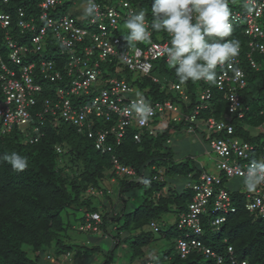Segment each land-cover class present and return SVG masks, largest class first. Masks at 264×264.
I'll use <instances>...</instances> for the list:
<instances>
[{
  "label": "trees",
  "instance_id": "obj_1",
  "mask_svg": "<svg viewBox=\"0 0 264 264\" xmlns=\"http://www.w3.org/2000/svg\"><path fill=\"white\" fill-rule=\"evenodd\" d=\"M72 1L74 2V0H65L64 5L53 9L52 13L67 10V6ZM95 1L101 8H104L106 4H112L114 0ZM241 1L244 3V0ZM37 2L38 0H8L7 3H3L0 0V14L8 15L11 21V26L8 28L3 29L0 25V66L4 65L9 71L14 72V78H18V74L8 67L9 64L14 65L10 59L11 49L5 43L4 38L8 37L9 43L31 47L24 36H28L30 39L32 32L21 31L17 24L28 20L27 16L38 10ZM130 3L133 7L149 11L153 0H130ZM228 4L229 7L240 11L241 6H238V0H228ZM19 8L24 11L22 15H20ZM72 19L74 26L79 27L84 24L86 28L89 16L85 15L83 18L76 19L72 17ZM19 36H23V39ZM228 38L240 41L241 68L248 81L247 87L241 93L243 109L247 110H245L242 119L238 120L233 117L232 135L252 146L246 162L264 163L262 160L264 159V132L257 130L258 127L264 126V55L258 52L252 53V59L256 63V69H254L245 60L246 40L240 34V29L234 28L232 36ZM121 39L122 43L128 44L124 38ZM85 43L87 44V42ZM47 44L48 54V51H53L54 42L48 39ZM55 51L58 52L61 62L53 55L47 57L45 54L43 57L45 59L54 58V69L65 72L66 56L60 48ZM29 57L30 59L35 58L36 64L39 63V55L29 49L24 54L23 64L30 63ZM62 62L64 67L60 69L63 65ZM103 64L106 71L109 69L112 72L113 70L112 75L129 84H136L140 90L144 91L149 102L167 100L174 104L182 102L175 92L163 89L160 83L152 82L150 77H144L139 72L129 70L117 59L103 62ZM118 68L121 71L119 75L114 73ZM159 70L161 71L162 68ZM0 72L4 74L1 69ZM30 76L32 79L36 78L35 74ZM36 82L42 85V80L37 78ZM62 82L70 83V79L65 75L62 77ZM174 82L181 83L177 80ZM185 90L188 101L185 105L180 106L182 114L191 110L198 103V100L194 99L192 90L189 88ZM211 94L212 98L208 107L202 110L199 115L203 116L204 120L213 117L218 121L227 112L228 103L224 100L222 92L211 88ZM83 97L85 96L83 95ZM34 98L38 104L31 112V116L42 110V97L37 95ZM72 106L73 109L78 110L81 104L77 106L72 104ZM165 114L166 112L155 114L152 120L153 128L156 131L154 135H148L146 129H141L139 143H135L132 139L134 133L138 131L131 128L125 130L119 144H116L113 135H108L107 143L111 145L112 153L121 163L131 166L137 176L142 178L132 181L121 180L115 191L119 209L113 213L112 195H110V191H105L101 186L102 173L110 168L109 155L101 154L94 149L92 140L88 138L86 125L89 124L91 132L96 134L105 131L108 126L113 125L114 121L110 119L106 122L103 119L90 117V120L84 123L86 125L82 127L81 131H78V127H72L74 133L69 136L71 141L66 142L63 136L66 132L63 127L58 124H55L58 125L55 127L53 124V119L61 120V118L58 115H45L42 128L44 135L39 137L36 143H28L26 133L23 134L16 129L0 136V157L16 152L28 159V167L23 171H14L10 164L0 160V264H51L42 259L44 254L47 253L46 255L49 257L51 255L58 257L74 250L97 253L98 247L89 248L84 244L65 243L67 238L62 234H67V231L63 228L61 214L69 209L82 211L84 214L85 212L98 211L100 222L97 225L96 233L105 229L107 223L114 225L117 234L112 237L108 234L105 235L111 240L109 241L110 246H108L110 248L108 252L111 255H108L107 260L102 264H114L112 254L115 253L116 248L123 244V239L132 240V249L136 247L138 250L137 255L132 254V257L142 258L140 264H156L149 258L146 247L152 244L155 250H160L161 246L166 247V243V257H164L167 258L165 260L169 264H213L212 260H206L196 251L181 259L177 250V242L188 237L189 239L196 238L190 228H179L181 218L188 213V206L195 194L189 189L190 187H187L188 184L191 187L200 185L203 182L201 175L204 173L217 176L218 174L206 172L195 164L196 162L190 156H186L184 160L176 161L171 137L181 133V130L189 123L185 120L173 121L170 118L162 124L160 118L168 116ZM47 125H51V127L44 129ZM158 126L161 128L158 129ZM250 129L256 131V134L252 135ZM212 136L217 137L218 134ZM56 147L60 148L59 153L56 152ZM152 167L156 171H153ZM154 176L156 179H153ZM174 176L184 177L188 180L189 183L183 190L184 193L173 188L174 190L168 196H162L161 190L169 184L170 178ZM220 177H223V173ZM241 179L245 180V178ZM222 180L221 187L229 192L235 212L227 214L220 227L216 229L220 234L217 244H207L203 239L206 238L205 231L211 227L208 215H206L210 208H213L214 196L211 197L209 203L202 207L197 219L203 229L201 241L203 245L209 246L219 254H224L226 249L231 247L238 260H246L247 264H264V224L260 218L254 220L245 210L248 192L238 193L229 190L225 185V181L228 179L223 178ZM93 188L103 190L104 200L98 199V196L86 194ZM214 191L216 193L217 189ZM93 199H97L99 204L88 209ZM172 208H175L177 216L174 223H169V220L165 221L164 218ZM83 217L82 214L79 218L82 225L85 224ZM150 221L158 225L156 232L147 229L146 226ZM120 222H122L121 225ZM80 232L91 234L84 228ZM123 233H128L129 236L125 234V238L121 237L120 234ZM198 238L200 237L198 236ZM28 250L33 255L32 258L28 257ZM129 264L135 263L131 260Z\"/></svg>",
  "mask_w": 264,
  "mask_h": 264
},
{
  "label": "built area",
  "instance_id": "obj_2",
  "mask_svg": "<svg viewBox=\"0 0 264 264\" xmlns=\"http://www.w3.org/2000/svg\"><path fill=\"white\" fill-rule=\"evenodd\" d=\"M41 1L43 7H52L62 4L65 0ZM123 6L127 7L124 16L118 14L113 7L101 8L98 5L97 13L90 18L89 24L96 26V31L100 32V34L90 32L89 29L84 27L74 26V21L71 18L62 19L57 26H52L48 20V26H52L55 37L68 54L67 74L74 79L71 82L69 92L56 90L54 99L47 98L43 100L41 105L42 110L34 113L36 125L30 134L36 136L30 141L36 142L38 137L42 135L39 134V127L44 124L45 115H58L64 122L78 127V131H81L82 127L86 125L84 123L90 120V117L92 119H103L106 122L111 119L114 121L113 125L108 126L105 131H100L96 134L91 132V127L87 124L88 138L92 140L96 151L109 155L110 169L115 175L131 179L136 177L135 170L131 166L121 163L112 153L111 145L107 143L108 135H113L116 144H119L125 130L131 128L138 131L134 133L132 139L135 143H139L141 141V129H146L148 135H154L152 120L155 114L163 112H174L175 115L172 117V120H185L192 126L190 132L196 134V130L199 127L197 124L198 115L208 107L212 94L211 88L204 87L203 91L198 95V103L193 106L189 113L184 114L179 112L178 108L171 101L149 102L145 98L149 103L151 111L147 116H141L131 109V104L137 99V96L134 95V89L127 81L111 75L102 81L105 88L98 89L97 87L100 83L98 77L101 73L99 70L100 61L117 59L129 70L140 72L143 75L149 74L153 69V62L156 60L160 59L165 64H169L166 54V49L170 42L169 37L160 42L152 41L149 37L150 42L143 48L139 47V42H135V47H132L122 43L117 37L106 38L104 21H108L115 27L114 23L118 17L126 20L131 13L135 12L129 8L126 2L123 3ZM255 6L258 14L257 12L249 13L246 9L243 11L233 10L230 17L233 29H240V34L246 40L245 60L254 69H256V63L252 59V53L258 52L264 55V0H255ZM146 22L149 25L151 24L147 20ZM9 24V16L0 14V25L6 28ZM19 24L22 25V23ZM30 29L34 28L30 26ZM149 31L151 33L152 29L149 28ZM44 32V29H40L37 37L39 38L44 35ZM86 37L89 38L88 42L85 40ZM6 40L9 41V38L6 37ZM8 46L11 49L10 59L12 63L20 66V72L18 78H14V72L9 71L4 65L0 66L2 72L4 71V74L0 72V122L3 124L4 131L29 124L31 119L30 111L37 103L34 95L40 92V87L33 82L32 76H30L34 70L33 64L22 66L20 61L21 50L13 43H8ZM240 53L234 63L243 72L241 77H234V74L228 69L227 63L223 66L218 65L216 68L217 82L212 83V88L223 93V98L228 103L227 112L218 121L213 117L205 119L204 128L209 138L208 146L211 152L219 158L216 170L223 173V177L204 173L201 175L203 182L200 185L191 187L188 184L187 187H190L189 189L195 194L188 206V213L181 218L179 228H190L196 238L189 239L188 237L178 240L177 250L181 258L186 257L190 250L202 252L205 258L215 257L212 250L205 247L198 238V236L201 237L203 235V229L197 220L198 215L202 211V207L206 203H209V199L213 196V208H210L209 213L206 214L209 218V226L218 228L225 220L227 214L234 213L235 208L231 201V196L225 188L221 187L222 179L245 178L249 167L253 163L245 161L248 157V152L252 150V146L232 135L234 129L232 123L233 117L240 120L243 118L245 110H247L243 109L241 102V93L247 87L248 81L245 72L241 68ZM160 65L162 66V64ZM46 70L48 68L42 63L40 73L48 78ZM49 78L54 81V78L58 79L59 77L55 74ZM200 82L204 84L210 83L204 80H200ZM170 89L177 94L184 105L187 103L188 95L181 85L178 83L172 84ZM90 93L94 94L90 105L84 103L81 104L78 110L72 108L71 97L79 96L80 94L87 97L90 96ZM257 130L264 132V126L258 127ZM213 134H218V136L214 137L212 136ZM151 169L156 171L154 167ZM153 179H156V176ZM214 189H217L216 193ZM90 192L92 193L93 190H90ZM245 210L249 214L259 216L264 220V181L257 183V187L246 194ZM86 221H93L95 224H87L84 229L91 228L92 230H96L99 215L96 213L89 214ZM150 228L155 232L157 231V226L152 222H150ZM228 251H231L230 247H228ZM215 264L225 263L222 257L216 256ZM230 264L235 263L230 261ZM239 264H246V262Z\"/></svg>",
  "mask_w": 264,
  "mask_h": 264
},
{
  "label": "clouds",
  "instance_id": "obj_3",
  "mask_svg": "<svg viewBox=\"0 0 264 264\" xmlns=\"http://www.w3.org/2000/svg\"><path fill=\"white\" fill-rule=\"evenodd\" d=\"M1 1L3 3L8 2V0H1ZM83 2H85L84 13L86 16H89V19L87 20L86 23L87 25L86 28L89 29L90 32H97V34H100V32L96 31L97 28L96 26H91L89 24L90 18L92 16H95L97 13L98 5L95 3V0H85ZM124 2H126L129 8L133 9L135 12L131 13L126 20L124 18L122 19L118 17L114 23L115 27H113L111 23H109L108 21H104L103 24L106 26L105 33L107 34L106 38L117 37L121 41H122L121 38H124L128 42L129 46L135 47V42H146L149 40V37L150 39H152L153 31L166 33L167 39L169 37V41H170L166 49L168 62L175 69V74L178 77V79L181 81V83H184L189 80L191 81L204 80L206 82L216 83L217 82L216 68L218 65L223 66L226 63L228 69L234 74V77L238 78L243 75L241 69L234 63L235 59L239 56L240 53V41L234 38L227 39L228 37L232 36V32H233V26L230 22V17L232 15V12L231 9L229 8L228 0H153L152 6L149 7V11H144L139 7H133L132 4L130 3V0H114L112 1V4H106L104 8L113 7L118 14L124 16V13L126 12L127 9V7L123 6ZM41 3L42 1L38 0L37 2L38 10L36 12L30 13V15L27 16L28 20H23L19 22L22 23L23 26L20 25L19 23L17 24V26L20 27L21 31L32 32V36L29 39V45L32 46V48L31 47L29 48L26 45L25 46L16 45V43L14 45L21 50L20 61L22 66L25 65L23 64L24 54L29 49H31L32 52L39 55L38 64H36L35 62L29 63V64H33L34 66V70L32 74H35L36 78L33 79V82L35 83V80H37V78H40L42 81L54 85V90L52 94L48 96L43 91L41 85L38 84L37 82L35 83L40 87V92L38 94H35L34 96L38 95L42 97V101H43L44 99L47 98L51 100L54 99L56 90L69 92L71 89V82L74 78L68 76L67 74L68 54L65 51V49H62L63 46L60 44L59 40L55 37V33L52 30V26L54 25L57 26L62 19L64 18L72 19V17L67 15L59 16L58 15L59 11L58 12L55 11L54 13H52L53 9H57V7H62L64 5V2L60 5H55L52 7L49 6L43 7ZM244 7L246 11L249 13L257 12L255 6V0H244ZM19 11L20 13L24 12L22 8H19ZM48 20L52 24L51 27L48 26L47 24ZM146 20L151 22V24L150 25L147 24ZM10 26H11V21L9 26H7L6 28ZM30 26H32L34 29H30ZM79 27L83 28L84 24ZM1 28L3 27L1 26ZM123 28L125 29L124 31H122ZM149 28L152 29L151 33L149 31ZM40 29H44L45 32L44 35L38 38L37 36L39 34ZM48 39H51L54 42L52 49L55 53H56L55 50L60 48L61 52L65 54L66 64H65V72L63 73L70 79V83L64 84V82H62L63 74L62 72L56 71L54 69L55 66L54 64L55 62L53 61L54 58L45 59L43 57V55L47 54V50H49L47 44ZM88 39L89 38L87 37L85 38L87 42ZM4 40L8 46L9 41L6 40V37L4 38ZM37 47H39V49H37ZM137 51H139V49H137ZM56 54L58 55V52ZM52 55H53L52 52L48 51L47 57ZM112 60L113 59L111 60L106 59L104 61H100V63L107 61L109 62ZM42 63H44L48 68V70H46L47 76L50 77L57 74L59 78L58 79L54 78V81H52L49 77L48 78L44 77L43 74L40 73V70L42 68ZM48 63H50L51 67L50 65H48ZM100 63H99V70H100ZM13 65L17 66L20 69L19 65H16L14 63ZM158 66L159 68H162L160 64L157 65L155 62H153V69L149 72V74L143 75L140 72L139 73L144 77H150L152 79V82L154 83H160L163 89H169L170 91H173L170 89V86L178 82H174L172 80H166L165 78L158 79L154 75L156 70H159ZM111 75L105 76L102 73H100L99 75L100 83L98 84V86L102 84V81L104 79H106ZM178 84L181 85L180 83ZM60 85H63V87H61ZM129 85L133 87L134 95L137 96V99L133 101L131 104V109L134 110L136 113L140 114L141 116H147L150 113L151 109L149 103L145 100V98L146 99L148 98L145 96L144 91L140 90L139 87L134 83ZM73 97H77V96H73ZM70 100L72 102V97L70 98ZM37 104L38 103H36V105ZM175 106L178 108L180 112L181 107L179 106V104H175ZM34 108L30 112L34 111ZM191 110H189L186 113H189ZM166 114L169 115V119L170 118L172 119V117L175 115L174 112L171 113L166 112ZM35 125H36L35 115L31 116L29 124L17 128L13 127L9 131H4L3 124L0 122V136L6 135L7 133H10L13 129H16L23 134L26 133V139L28 143L30 144L36 143L38 139L36 142L30 141L33 140L36 136L30 134L32 132L33 127H35ZM43 126L44 124H42L39 127L40 128L39 134L42 135H44V131L42 130ZM197 130H196V134L192 132L191 134L197 135L198 134ZM60 151H61L60 148L56 147V152L59 153ZM0 160L10 164L14 171H23L28 167L27 157L22 156L16 152H12L11 154H4L2 157H0ZM139 177L137 176L136 173L135 178L128 179L123 177V179H126L127 181H132L133 179L141 180L142 178ZM261 181H264V163L253 162L247 171L245 177V183L249 190H253L256 184ZM92 190L103 195L102 189L99 190L93 188ZM88 192L91 193L90 191ZM92 213H96L99 215V221L96 223V230H97V225L100 222V213L98 211H93V212L90 211V212H85L83 217L85 224L84 225L79 224V228H78L79 232L87 224L89 225L95 224V222L93 221H89V222L86 221L87 215ZM251 216L253 217L254 220L260 218L259 216H254V215ZM260 219L264 224V220L262 218ZM150 222L146 227L147 229H149V231L154 232L150 228ZM156 226L158 227V225ZM85 230H88L93 234L96 233V230H92L91 228H87ZM199 239L201 240V237ZM205 247L210 248L209 246H205ZM210 249L215 254V257L216 256L222 257L225 264H230V261H233L235 264L246 262V260H238L237 257L234 255L232 248L230 252L228 251L227 248L224 254H219L215 252L212 248ZM195 251L205 258L202 252L198 250H190L186 257H188V255L191 252H195ZM46 254H44L42 257L44 261L49 262L51 264L56 263L54 256L51 255L49 257ZM215 257H209L205 259L212 260L213 264H215Z\"/></svg>",
  "mask_w": 264,
  "mask_h": 264
},
{
  "label": "rangeland",
  "instance_id": "obj_4",
  "mask_svg": "<svg viewBox=\"0 0 264 264\" xmlns=\"http://www.w3.org/2000/svg\"><path fill=\"white\" fill-rule=\"evenodd\" d=\"M74 3V4H73ZM238 6H241L239 8L240 11H243L245 9L244 7V3L241 0H238ZM84 7H85V2H83L82 0H74V2L72 1L71 4H69L67 6V10H62L59 11L58 15L62 16V15H67V16H71L76 18H83L85 16L84 13ZM231 9V11L235 10V8L229 7ZM125 29L123 28L122 31H124ZM121 31V32H122ZM127 32V31H126ZM25 40L27 43H29V37L28 36H24ZM19 38L23 39V36H19ZM167 39V35L164 32H156L153 31V38L151 40H155L157 42L163 41ZM150 41H146V42H140V46L141 48H143L144 46H146V44H148ZM32 48V46H31ZM50 52H52L53 56L58 58V61H62L60 60L59 55H57L54 51L50 50ZM29 62H34L35 58L30 59L29 57ZM155 63L157 65L162 64V70H156V72L154 73V75L158 78V79H162L165 78L166 80L172 79L173 81H179L181 82L178 77H176L175 74V69L170 65V64H165L162 60H156ZM63 64V62H62ZM104 64L103 62L100 63V71L103 75L108 76L109 74H112L111 71H109V69L106 71L104 69ZM10 69H13L17 74H19L20 69L17 66H12L9 64L8 66ZM64 67V64L62 65V67H60V69H62ZM120 68L116 69L114 71L115 74L119 75L120 73ZM63 76L65 77V74L62 72ZM107 74V75H106ZM100 79V77H99ZM38 80L41 81L40 78H38ZM67 84V83H66ZM181 86L186 89L189 88L190 90H192L193 95H194V99L198 100V95L200 94V92L202 91L203 87H208V88H212L213 84L212 82H210L209 84H204L200 81H186L184 83H180ZM61 87H63V85H60ZM165 86V85H164ZM43 91L46 93V95L50 96L54 90V85L46 83L44 81H42V85H41ZM99 89H102L103 86L100 85L98 87ZM191 92V93H192ZM94 95V94H93ZM92 93H90V96L87 97H83V95L81 94L79 97L73 98L72 99V104L74 106L83 104L85 101L86 105H90L92 102ZM79 98V100H77ZM190 105V103H188ZM184 105L182 102L179 103V106ZM168 115V114H165ZM162 124H164L166 122V119H169V115L167 117H163L160 118ZM53 124L54 126H58L61 125L63 127V130L66 132L65 134H63L64 136V141L68 142L70 140V134L74 133L73 129H72V125L69 123L64 122L63 120L60 119H53ZM58 124V125H55ZM197 124H198V134L194 135L191 134L190 129H191V125L188 124L187 126H185L182 130L181 133L172 135V147L174 149V152L176 153L175 159L176 161L179 160H184L186 156H190L197 164L200 168H203L206 172L208 173H215L218 174V176H221L222 173H220L219 171H216V165L219 163V158L213 154L208 146V142H209V138L207 137L206 133H205V128H204V118L203 116L200 117V115H198V120H197ZM52 126V127H54ZM51 127V125H47L44 129ZM158 129L161 128V126L157 127ZM155 128H154V133H155ZM250 132L252 135L256 134V131L250 129ZM71 141V140H70ZM62 146H64V143H62ZM234 160V158H233ZM264 161V159H262ZM123 179V177L121 176H117L115 174H113V171L110 169L105 170L102 173L101 176V186L104 188V190H109L110 191V195H112V203L114 204V206L112 207V213L118 211L119 209V203L118 201L115 199L116 195H115V191L116 189L119 187L121 180ZM188 180L184 177H176L174 176L173 178H170V182L167 186H165L162 190H161V195L162 196H168L169 193L174 190L175 188L177 189V191H181L184 193V189H186V186L189 182H187ZM225 185L229 190H234L237 191L238 193H246V192H250V190L248 189L245 180L242 179H233V180H227L225 181ZM243 187V188H242ZM257 187V184L255 186V188ZM174 188V189H173ZM254 188V189H255ZM180 192V193H181ZM86 194H89L91 196H99L98 199H103L104 200V196L101 195L100 193L93 191V193H89L86 192ZM100 194V195H99ZM102 196V197H101ZM107 201L105 200V203ZM98 200L97 199H93L90 203V205L88 206V209H91L90 207L93 206H98ZM67 210V209H66ZM82 214L84 215V213H82V211H76L73 209H69L66 212L64 211L61 214L62 217V222L64 223L63 228L67 231V234H62L63 236H65L66 241L65 243H70V244H78V245H86L89 248L92 247H98L99 250L97 253H92V252H84V250H74L72 252L66 253L63 256H58L54 258L56 260V263L53 264H102L104 261L107 260V256L111 255L108 251H109V247L110 246V239L105 238L104 236L106 234H108L109 236H115L117 234V232L114 230V225H110L109 223H107L106 228L102 229L99 233H91V234H86V233H81L78 231L79 228V218L82 216ZM176 210L175 208H172V210H170V213L166 215V217L164 218V220H169V223H174L175 219H176ZM122 222H120L121 225ZM217 228L215 227H208V229L205 231V235L206 238H204L203 240H205L207 242V244L209 245H215L217 244V242L219 241V237L220 234L217 232L216 230ZM126 236L129 234L125 233ZM124 233L120 236L123 237L125 235ZM124 236V238L126 237ZM124 240V244L119 246L118 248H116L115 253L112 254V261L114 264H129V262L131 260L134 261V263L136 264H140L142 263V258H133L134 256L137 255V249L136 247L134 249H132V244L131 241L128 239H123ZM134 244V242H133ZM164 245V244H163ZM164 246L160 247V250H155V247L152 246V244H150L148 247H146L145 249L148 251L149 253V258L151 260H153L154 262H156V264H169L168 261H166L165 258L166 257V249H167V243ZM76 249V248H74ZM157 249V248H156ZM26 250V248H25ZM28 257L32 258V254L29 252L28 250ZM84 253V254H82ZM132 254L134 255L132 257ZM152 254V255H150ZM165 256V257H164ZM48 263V262H47Z\"/></svg>",
  "mask_w": 264,
  "mask_h": 264
},
{
  "label": "bare ground",
  "instance_id": "obj_5",
  "mask_svg": "<svg viewBox=\"0 0 264 264\" xmlns=\"http://www.w3.org/2000/svg\"><path fill=\"white\" fill-rule=\"evenodd\" d=\"M62 49H65V48H64V47H62ZM156 80H157V78H156ZM100 85H102V86H103V88H105V87H104V86H105L104 84H100ZM100 85H99V86H100ZM99 86H98V87H99ZM98 87H97V88H98ZM103 88H102V89H103ZM98 89H99V88H98Z\"/></svg>",
  "mask_w": 264,
  "mask_h": 264
}]
</instances>
